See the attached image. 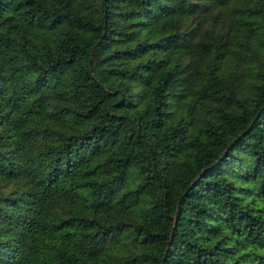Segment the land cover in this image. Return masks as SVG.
Masks as SVG:
<instances>
[{"label":"trees","instance_id":"obj_1","mask_svg":"<svg viewBox=\"0 0 264 264\" xmlns=\"http://www.w3.org/2000/svg\"><path fill=\"white\" fill-rule=\"evenodd\" d=\"M0 264H264V0H0Z\"/></svg>","mask_w":264,"mask_h":264},{"label":"water","instance_id":"obj_2","mask_svg":"<svg viewBox=\"0 0 264 264\" xmlns=\"http://www.w3.org/2000/svg\"><path fill=\"white\" fill-rule=\"evenodd\" d=\"M175 219V218H174Z\"/></svg>","mask_w":264,"mask_h":264}]
</instances>
